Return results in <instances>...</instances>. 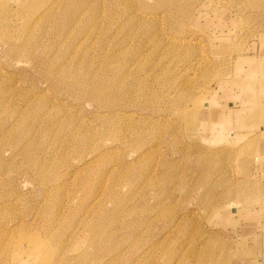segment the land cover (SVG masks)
Segmentation results:
<instances>
[{
  "label": "rangeland",
  "instance_id": "374dc122",
  "mask_svg": "<svg viewBox=\"0 0 264 264\" xmlns=\"http://www.w3.org/2000/svg\"><path fill=\"white\" fill-rule=\"evenodd\" d=\"M262 85L264 0H0V264H260Z\"/></svg>",
  "mask_w": 264,
  "mask_h": 264
},
{
  "label": "crops",
  "instance_id": "0c3cea01",
  "mask_svg": "<svg viewBox=\"0 0 264 264\" xmlns=\"http://www.w3.org/2000/svg\"><path fill=\"white\" fill-rule=\"evenodd\" d=\"M262 86H264V85H262ZM255 91L257 92L259 100L261 98L262 99L264 98V87H261L260 90L257 89ZM245 95H246V97H248L246 93H245ZM236 111H234V112L232 111V112L235 113ZM256 229H258V233L252 237V239H255V242L257 241L256 247H255V252L257 251L258 254L263 253V255H264V224H261V231L259 228H256ZM257 261L261 262L260 264H264L263 259H257Z\"/></svg>",
  "mask_w": 264,
  "mask_h": 264
}]
</instances>
